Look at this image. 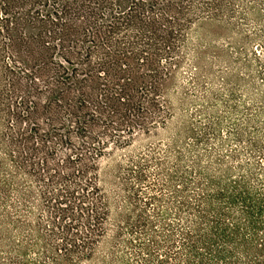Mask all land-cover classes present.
Instances as JSON below:
<instances>
[{
  "label": "trees",
  "instance_id": "obj_1",
  "mask_svg": "<svg viewBox=\"0 0 264 264\" xmlns=\"http://www.w3.org/2000/svg\"><path fill=\"white\" fill-rule=\"evenodd\" d=\"M262 12L264 0H0V241L9 225L26 233L0 264H264V100L235 120L188 115L119 164L110 238L99 187L110 149L172 120L191 32L249 14L264 25ZM242 34L264 49L263 29Z\"/></svg>",
  "mask_w": 264,
  "mask_h": 264
},
{
  "label": "rangeland",
  "instance_id": "obj_2",
  "mask_svg": "<svg viewBox=\"0 0 264 264\" xmlns=\"http://www.w3.org/2000/svg\"><path fill=\"white\" fill-rule=\"evenodd\" d=\"M246 17V20L236 21V26L225 28L205 23L192 31L181 65L167 90L174 115L172 120L165 128H159L149 136H136L129 147L110 149L101 159L99 187L108 201L110 213L105 225L106 238L111 237V229H114L118 190L115 187V175L119 164L149 146L169 143L179 124L188 115L196 113L200 120L208 113L227 118L231 116L235 120L238 116L231 112L235 107H252L263 102L264 49L257 46L258 41L246 40L242 32L251 35L255 31L264 30V25L256 24L251 14ZM153 171L150 169V172ZM40 218L41 211L33 208V213L28 214L25 221L33 225ZM8 228L9 231H3L4 240L0 241V248L6 245V239L18 242L26 235L22 233L23 229L14 225H9ZM104 246L105 241L99 246V251H102Z\"/></svg>",
  "mask_w": 264,
  "mask_h": 264
}]
</instances>
